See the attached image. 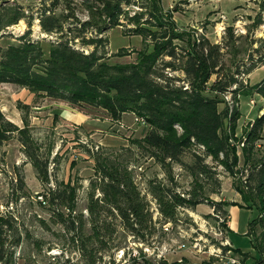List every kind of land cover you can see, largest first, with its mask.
Wrapping results in <instances>:
<instances>
[{
    "label": "trees",
    "instance_id": "trees-1",
    "mask_svg": "<svg viewBox=\"0 0 264 264\" xmlns=\"http://www.w3.org/2000/svg\"><path fill=\"white\" fill-rule=\"evenodd\" d=\"M133 6L139 9L131 14ZM77 10L84 11L86 17L81 18ZM261 10L264 11V0ZM22 19L28 30L17 37V42L7 46L0 44V83H13L38 97L61 100L74 107L102 109L113 121L120 122L132 114L142 118L147 125L145 135L131 140L128 145L98 146L97 150L85 148L94 160V176L87 196L91 234H82V216L66 218L58 209L54 210L58 221L67 223L69 231L74 232L71 240L87 264H97L101 259L97 254L112 247L106 237L117 231L116 221L136 235L144 236V230L152 233L155 224L148 195L155 200L166 222H176L180 209H195L207 199V178H211L214 185L210 193L218 194L221 181L218 173L206 163V158L212 157L237 178L240 163L237 146L240 144L244 166L241 171L246 178H239L234 188L248 209L258 211V217L250 221L246 233L254 250L248 264H264V112L238 138L239 108L233 107L230 113L227 105L220 110V104L224 102L220 95L226 92L233 95L235 102H239V95L258 94L263 98L261 110H264V79L249 86L236 77L239 70L225 71L224 47L205 38L192 40L193 35L179 32L172 18L163 12L160 0H42L37 19L45 36L37 39L31 36L33 14L2 6L0 40L4 35L2 31ZM261 21L260 18L256 25ZM119 26L142 36L144 42L153 46L152 50L140 53L133 63L109 62L111 56L106 52L99 54L98 48L106 47V33ZM176 40L185 44H178ZM260 41L259 50L264 48V39ZM84 47L94 49L87 52L82 49ZM122 54L123 50H120L115 55ZM260 61H264V54ZM251 69L252 66L248 72ZM167 70L182 71L186 85L176 84L177 79L169 76ZM213 76L216 78L211 82ZM1 127L0 142L8 138V131H18L19 140L38 177L48 182V159H42L32 146L29 130L19 129L11 123H6L4 130ZM195 147L203 154L194 151ZM187 152L192 154V163L183 159ZM141 157H150L168 169L174 164L181 165L194 178L192 187L179 192L170 175L168 181L148 180L143 192L133 170ZM74 191L68 184L50 188L48 201L73 214L76 207ZM229 205L245 207L237 202H220L214 203V210L218 212ZM223 214L227 211L223 210ZM255 224L263 227L259 236ZM223 225L229 232L230 227ZM11 229V220L1 216L0 264H15L14 249L20 244V238L9 242ZM230 249L229 246L224 248L225 251ZM235 252L245 259L249 257L238 249ZM216 261V258H209L193 262L182 257L146 263L217 264Z\"/></svg>",
    "mask_w": 264,
    "mask_h": 264
},
{
    "label": "rangeland",
    "instance_id": "rangeland-1",
    "mask_svg": "<svg viewBox=\"0 0 264 264\" xmlns=\"http://www.w3.org/2000/svg\"><path fill=\"white\" fill-rule=\"evenodd\" d=\"M41 2L42 0H0V8L7 6L12 10L23 9L27 15L33 14L35 20L31 36L37 39L45 36L37 19ZM261 2L262 0H160V5L163 12L172 18L179 32L193 35L192 40L201 41L205 38L211 43L221 44L225 52V71L239 70L236 74L238 80L250 86L264 79V61H260L264 48L259 50L260 40L264 39V11L261 10ZM137 9L139 8L133 6L130 13L134 14ZM77 13L81 18L86 17L84 11L77 10ZM260 18L261 24L256 25ZM27 30L26 21L20 20L1 32L4 35L0 44L7 46L17 42V37ZM106 35L107 45L104 49L98 48V52H106L107 56H111L109 62L112 63L136 62L140 53L153 48L151 44L144 42L142 36L128 32L123 26L110 29ZM175 42L185 44L182 40ZM82 49L88 52L94 47ZM120 50H123V54L115 55ZM168 59L167 57L166 60ZM250 66L252 69L248 72ZM166 72L177 79L176 84L186 85L182 71ZM215 78L213 76L211 82ZM220 98L224 100L220 104V110L227 105L230 113L233 107L239 108L240 116L236 127L238 138L262 114L263 98L258 94L239 95V102L234 101L230 92L220 95ZM6 123L29 130L32 146L42 159H48L49 173V181L43 182L25 153L18 131H8V138L0 142V217L11 220L9 242L20 238V244L14 249L15 264H87L76 249V243L71 240L74 232L69 231L67 223L58 221L54 210L58 209L66 218L71 217L70 215L82 216V234H91L87 196L94 176V160L85 148L97 150L98 146L128 145L131 140L145 135L147 125L143 119L141 121L132 114L126 115L120 122L113 121L102 109L74 107L61 100L38 97L27 88L13 83H0L2 130ZM237 147L240 156L237 178L212 157L206 158V163L218 173L221 181L218 194L210 193L214 185L212 179L207 178V199L195 209H180L176 222H166L159 213L155 200L148 195L155 224L151 229L152 233L144 230V236L136 235L123 229L116 221L117 231L113 236L106 237L112 247L97 254L101 256L97 264H147L146 261L155 263L160 259L173 261L182 257L193 262L216 258L217 264H231L229 258L233 257L239 264L250 263L254 250L246 232L250 221L258 217V211L255 208L248 209L243 197L234 188L239 178H246L241 171L244 168L241 144ZM194 151L203 154L198 147ZM183 159L187 163L193 162L190 152ZM133 170L135 180L143 192L148 180L159 178L168 181L170 175L174 177L179 192L189 190L194 182L188 170L181 165L174 164L170 169L164 168L150 157H141ZM64 184L73 186L75 190L76 207L73 214L65 207L51 205L48 201L49 189L58 185L63 187ZM220 202H237L245 207L224 206L223 210L226 211L230 207V214L227 211L225 215L223 210H214V203ZM230 221V231L227 232L223 224L229 226ZM254 229L259 236L263 227L255 224ZM226 246L232 250L225 251ZM235 249L247 253L249 257L245 259Z\"/></svg>",
    "mask_w": 264,
    "mask_h": 264
},
{
    "label": "built area",
    "instance_id": "built-area-1",
    "mask_svg": "<svg viewBox=\"0 0 264 264\" xmlns=\"http://www.w3.org/2000/svg\"><path fill=\"white\" fill-rule=\"evenodd\" d=\"M140 120L142 121V118H140ZM185 246V244H183V247ZM229 262L231 264H239V261L236 258L230 257L229 258Z\"/></svg>",
    "mask_w": 264,
    "mask_h": 264
},
{
    "label": "crops",
    "instance_id": "crops-1",
    "mask_svg": "<svg viewBox=\"0 0 264 264\" xmlns=\"http://www.w3.org/2000/svg\"><path fill=\"white\" fill-rule=\"evenodd\" d=\"M252 120V119H251ZM201 205V204H200ZM199 205V206H200ZM240 207V206H239ZM240 208H244V207H240ZM232 209V208H231ZM227 211L229 212V214H230V207L229 208H227ZM230 216V215H229ZM229 227H231V221L229 222ZM248 230V229H247ZM247 233V232H246Z\"/></svg>",
    "mask_w": 264,
    "mask_h": 264
},
{
    "label": "water",
    "instance_id": "water-1",
    "mask_svg": "<svg viewBox=\"0 0 264 264\" xmlns=\"http://www.w3.org/2000/svg\"><path fill=\"white\" fill-rule=\"evenodd\" d=\"M264 112V110H262V113Z\"/></svg>",
    "mask_w": 264,
    "mask_h": 264
}]
</instances>
